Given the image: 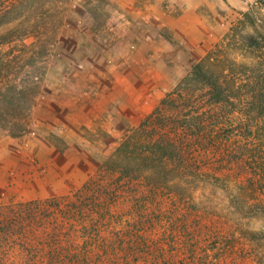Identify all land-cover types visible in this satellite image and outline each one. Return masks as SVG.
Here are the masks:
<instances>
[{
	"label": "rangeland",
	"instance_id": "rangeland-1",
	"mask_svg": "<svg viewBox=\"0 0 264 264\" xmlns=\"http://www.w3.org/2000/svg\"><path fill=\"white\" fill-rule=\"evenodd\" d=\"M0 215V264H264V4L0 0Z\"/></svg>",
	"mask_w": 264,
	"mask_h": 264
},
{
	"label": "trees",
	"instance_id": "trees-1",
	"mask_svg": "<svg viewBox=\"0 0 264 264\" xmlns=\"http://www.w3.org/2000/svg\"><path fill=\"white\" fill-rule=\"evenodd\" d=\"M261 3L264 4V0H259ZM205 66L202 62L196 64V66L193 69V72L191 74V76L183 79V81L177 86V90L180 86L184 85V84H188L189 81L195 79L198 82H203V88L207 89V92H209V94H211L212 97H215L214 99L216 100V102H219L218 100H221V96L225 91L224 88L222 87V83L220 82L219 78L211 76L210 74H208L207 72L204 71ZM169 99H163L161 101V105H167ZM155 115V114H154ZM154 117V116H153ZM1 216V215H0ZM7 225H11V229L15 226L12 222V220L7 221L6 223ZM6 237L7 240L10 242L12 240V238L17 237V235L15 233H12V231L8 230V232L6 233ZM52 264H62L61 261L58 258H54L51 260Z\"/></svg>",
	"mask_w": 264,
	"mask_h": 264
}]
</instances>
